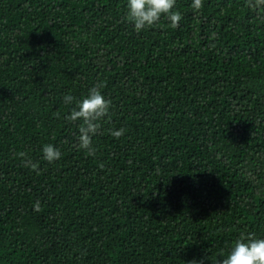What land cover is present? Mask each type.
<instances>
[{"label": "trees", "instance_id": "obj_1", "mask_svg": "<svg viewBox=\"0 0 264 264\" xmlns=\"http://www.w3.org/2000/svg\"><path fill=\"white\" fill-rule=\"evenodd\" d=\"M191 4L137 33L127 0H0V264H218L264 238V13ZM97 86L88 156L65 117Z\"/></svg>", "mask_w": 264, "mask_h": 264}, {"label": "clouds", "instance_id": "obj_2", "mask_svg": "<svg viewBox=\"0 0 264 264\" xmlns=\"http://www.w3.org/2000/svg\"><path fill=\"white\" fill-rule=\"evenodd\" d=\"M246 6L258 13H264V0H245ZM176 6V0H127V15L124 19L134 26L137 33L157 26L164 17L169 26L173 29L179 27L182 15L179 11H173ZM191 7L194 12L199 13L203 8V0H192ZM210 39H218L215 32ZM215 47V45H210ZM72 95H65L63 102L72 104L74 101ZM111 101L106 100L99 91V87L89 89L88 95L76 103L70 114L65 117L70 123L79 124L78 149L84 150L88 156H95L96 149L93 147L92 138L97 135L101 129V122L107 117L111 119L110 109ZM125 129L112 130L111 135L119 139L124 135ZM43 159L48 163H53L61 158V152L52 144H46L42 148ZM22 160L23 166L36 171L39 174V164L34 163L28 158L26 152L15 154ZM103 169V163L98 165ZM34 211L40 212L41 205L37 201ZM190 264H197L196 261ZM218 264H264V238H257L254 234L241 235L235 242L225 258L218 261Z\"/></svg>", "mask_w": 264, "mask_h": 264}]
</instances>
